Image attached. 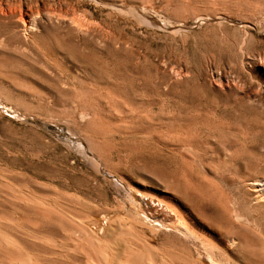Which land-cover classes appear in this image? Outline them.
<instances>
[{"label":"rangeland","instance_id":"374dc122","mask_svg":"<svg viewBox=\"0 0 264 264\" xmlns=\"http://www.w3.org/2000/svg\"><path fill=\"white\" fill-rule=\"evenodd\" d=\"M262 177L264 0H0L9 232L3 217L58 228L12 188L58 193L115 248L107 264L128 259L105 237L118 215L168 264H264ZM83 232L58 237L98 264Z\"/></svg>","mask_w":264,"mask_h":264},{"label":"bare ground","instance_id":"6f19581e","mask_svg":"<svg viewBox=\"0 0 264 264\" xmlns=\"http://www.w3.org/2000/svg\"><path fill=\"white\" fill-rule=\"evenodd\" d=\"M28 24V20L24 19V25L28 26ZM251 186L258 193L257 195L264 194V177L252 179ZM11 191L12 195L11 193L8 194L12 196V202H20L27 207L32 206L31 208L38 209L40 212H43L40 219L45 222L51 221L52 219L53 221L57 220L58 228L51 230L45 229L46 231L44 230L43 232L37 226L33 228L23 224L24 222L21 223L16 217V219L3 217L2 219L5 221H11L15 228V232H9L5 226L0 225V249L7 254L9 259L6 260L7 262L10 261V264H80L77 258V254L80 252L77 243L69 245L66 241L58 237L67 238L66 232L71 229H82L84 230L83 233L86 232V234L88 232L85 244L98 255V264H107L110 258H116L115 248H113V252L110 243L89 233L85 225V220L87 219L86 214L78 215V213L75 214L72 211V208L78 205L79 201L77 198L69 197L66 199L58 193L53 196L37 197L17 188H12ZM10 196L8 195L9 198ZM28 215L27 217L24 216L25 219H30V215ZM123 220L124 217L120 215L112 218L109 222L108 231L105 234L107 238H115L116 251L121 246L122 251L127 252L128 259L126 258L127 260L125 262L118 261L119 264H168L167 261L163 259L159 260L156 257L157 249L145 242L133 228L122 227ZM8 227L10 226L8 225ZM133 241L136 242L137 246L132 244ZM27 248H31L30 253L27 251ZM93 262L90 258V261L86 262V264H95L97 261L95 263ZM178 262L180 264H191V259H186L182 256Z\"/></svg>","mask_w":264,"mask_h":264}]
</instances>
